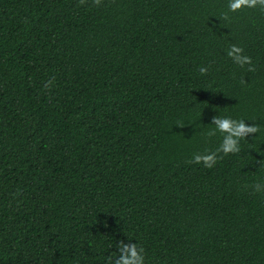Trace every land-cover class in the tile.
<instances>
[{"label":"trees","instance_id":"obj_1","mask_svg":"<svg viewBox=\"0 0 264 264\" xmlns=\"http://www.w3.org/2000/svg\"><path fill=\"white\" fill-rule=\"evenodd\" d=\"M233 2L0 0V264H264V4Z\"/></svg>","mask_w":264,"mask_h":264},{"label":"clouds","instance_id":"obj_2","mask_svg":"<svg viewBox=\"0 0 264 264\" xmlns=\"http://www.w3.org/2000/svg\"><path fill=\"white\" fill-rule=\"evenodd\" d=\"M243 2H244V0H235V2H233L230 6H231V8L236 9V8H239L241 6V3H243ZM254 2H255V0H253V3ZM260 3L264 4V0H260ZM201 71H203V69H201ZM213 123H215L216 126H217V128L219 130H221V131L229 130L230 128H233V126L238 127L240 131H238L236 133V137L237 138L240 137L241 135H243V133H246V132H250L251 131V128L249 126H246L243 121L239 122V124L236 125V122L235 121H231L228 118L221 119V118L215 117L214 120H213ZM236 142H237L236 139L231 140L228 143L227 147L229 149L234 148ZM195 159H196L197 162H199L202 159V157L197 156ZM257 190H259V184L257 185ZM138 264H143V256H140L139 257Z\"/></svg>","mask_w":264,"mask_h":264}]
</instances>
